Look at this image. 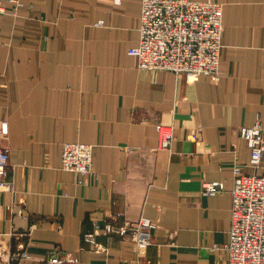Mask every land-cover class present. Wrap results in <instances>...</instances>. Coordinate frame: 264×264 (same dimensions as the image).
Segmentation results:
<instances>
[{"label":"crops","instance_id":"obj_1","mask_svg":"<svg viewBox=\"0 0 264 264\" xmlns=\"http://www.w3.org/2000/svg\"><path fill=\"white\" fill-rule=\"evenodd\" d=\"M2 0L0 147L9 151L0 188V264H45L53 251L78 264H227L232 168L247 166L238 129L264 128V0L222 4L217 78L137 66L141 0ZM172 127L169 149L155 125ZM202 127L200 138L189 133ZM94 145L82 177L61 168L63 143ZM84 180V183H79ZM223 189L202 194V185ZM144 216L149 246L102 227ZM101 228L95 251L84 235ZM27 251L30 258L13 261Z\"/></svg>","mask_w":264,"mask_h":264},{"label":"built area","instance_id":"obj_2","mask_svg":"<svg viewBox=\"0 0 264 264\" xmlns=\"http://www.w3.org/2000/svg\"><path fill=\"white\" fill-rule=\"evenodd\" d=\"M12 10L20 6L19 0H8ZM6 11L0 0V14ZM222 4L216 0H141L138 39L128 49L136 56L137 66L146 70L170 71L183 74L188 81L198 80L208 74H219V54L222 46ZM159 147L169 149L173 140L172 127L155 125ZM202 127L188 134L190 141L200 138ZM7 133L5 123L0 125V137ZM238 135L249 150L247 166L258 169L264 158V128L259 114L249 126H241ZM94 145L82 142L63 143L61 168L86 177L92 170ZM9 151L0 147V188L12 187L6 180ZM233 186L230 191L229 240L223 246L227 264H264V175L244 173L242 166L232 168ZM80 184L84 180L78 181ZM223 189L221 181L202 185V194L214 195ZM155 223L144 216L133 223L114 226L106 223L102 229L120 236H130L136 245L149 246ZM101 227L94 223V230L84 235V241L95 251L106 248L95 242ZM30 258L27 251L13 256V261ZM77 256L53 251L45 264H78Z\"/></svg>","mask_w":264,"mask_h":264}]
</instances>
